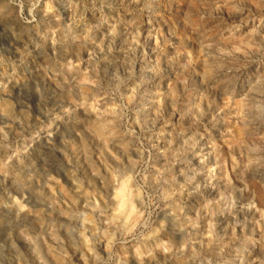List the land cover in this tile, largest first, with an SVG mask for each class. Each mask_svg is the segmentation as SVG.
Here are the masks:
<instances>
[{
    "label": "rangeland",
    "instance_id": "obj_1",
    "mask_svg": "<svg viewBox=\"0 0 264 264\" xmlns=\"http://www.w3.org/2000/svg\"><path fill=\"white\" fill-rule=\"evenodd\" d=\"M40 256L264 264V0H0V263Z\"/></svg>",
    "mask_w": 264,
    "mask_h": 264
},
{
    "label": "bare ground",
    "instance_id": "obj_2",
    "mask_svg": "<svg viewBox=\"0 0 264 264\" xmlns=\"http://www.w3.org/2000/svg\"><path fill=\"white\" fill-rule=\"evenodd\" d=\"M130 193H131V191H130L129 184H128V182H125L121 186L120 193H119V195H120L119 197L121 198L120 199V202H121L120 203V212L121 213L126 212L129 214V213H133V211H134V207H133L131 199H130ZM35 219H37V218H35ZM40 254H42V253H40ZM40 259L43 260V264H52L51 261L49 260V258H47L46 256L45 257L40 256ZM0 264H2V262Z\"/></svg>",
    "mask_w": 264,
    "mask_h": 264
}]
</instances>
